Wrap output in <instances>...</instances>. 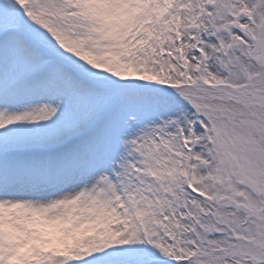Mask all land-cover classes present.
Returning a JSON list of instances; mask_svg holds the SVG:
<instances>
[{
	"label": "snow or ice",
	"instance_id": "obj_1",
	"mask_svg": "<svg viewBox=\"0 0 264 264\" xmlns=\"http://www.w3.org/2000/svg\"><path fill=\"white\" fill-rule=\"evenodd\" d=\"M0 264H264V0H0Z\"/></svg>",
	"mask_w": 264,
	"mask_h": 264
}]
</instances>
